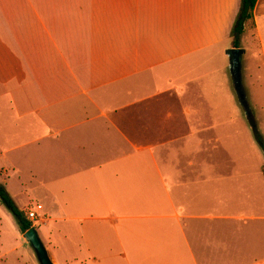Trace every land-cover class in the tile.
Returning <instances> with one entry per match:
<instances>
[{
    "label": "crops",
    "instance_id": "1",
    "mask_svg": "<svg viewBox=\"0 0 264 264\" xmlns=\"http://www.w3.org/2000/svg\"><path fill=\"white\" fill-rule=\"evenodd\" d=\"M240 4L0 0V171L42 200L54 264H264L261 152L223 143L222 160H178L204 134L240 136ZM250 22L248 104L264 0Z\"/></svg>",
    "mask_w": 264,
    "mask_h": 264
},
{
    "label": "rangeland",
    "instance_id": "2",
    "mask_svg": "<svg viewBox=\"0 0 264 264\" xmlns=\"http://www.w3.org/2000/svg\"><path fill=\"white\" fill-rule=\"evenodd\" d=\"M246 24L248 27H250V20H248ZM245 64L246 67L244 69V79L250 100L248 108L241 106L243 111L241 113L244 114L246 112V117L245 119L242 117L244 122L242 120L239 123L237 122V124H239L238 128L241 130L239 138H232L228 135H223L224 132H221V141L217 142L216 138L211 139L209 136L204 134L193 139L200 142V144L197 146V152L192 154H180L178 160H222L223 143L229 144L230 146L236 148H241L238 149L241 155L243 154L244 147L246 148L245 154L250 155V153L253 152V146L259 150V152H261L264 159V151L256 140L255 130L257 128L261 133H264V120L257 122L254 116L256 112L263 116V113H260L261 104L256 102L255 99H257V97L262 94L261 99L264 100V71L260 69L258 70L256 59L249 57V55H247L245 58ZM248 110L252 113L251 116H248ZM11 172L12 171L10 170V174ZM10 174L3 176L2 171H0V183L6 187L10 195L16 201L21 210H23L26 216L30 209H37V205L41 204L42 200L35 193L26 191L22 192L26 187L29 186L21 185L18 179L16 177H10ZM9 177L11 178V182L5 183L4 180L10 179ZM41 213L42 210L39 212V214ZM35 223H37V221L33 224ZM34 226H38L40 230L43 229L42 225L38 224ZM23 259H26L27 261L35 259L37 264H41L34 247L24 237V233H22L20 229L17 218L0 198V264H23Z\"/></svg>",
    "mask_w": 264,
    "mask_h": 264
},
{
    "label": "trees",
    "instance_id": "3",
    "mask_svg": "<svg viewBox=\"0 0 264 264\" xmlns=\"http://www.w3.org/2000/svg\"><path fill=\"white\" fill-rule=\"evenodd\" d=\"M258 0H241L240 9L238 15L236 17L233 29V47L240 48L241 47V36L245 30L246 22L248 20H252L254 18V9ZM240 52H243V49H240ZM256 130V140L262 147L264 151V137L263 134L258 130ZM264 173V166H263ZM0 198L2 202L7 206V208L15 215L19 222L20 229L22 233H25L31 227L34 226L33 222L27 219L23 210L17 205L16 201L10 195L6 187L0 183Z\"/></svg>",
    "mask_w": 264,
    "mask_h": 264
},
{
    "label": "water",
    "instance_id": "4",
    "mask_svg": "<svg viewBox=\"0 0 264 264\" xmlns=\"http://www.w3.org/2000/svg\"><path fill=\"white\" fill-rule=\"evenodd\" d=\"M232 59V71L235 78L237 90L241 102L244 107H249L248 102L246 100L245 92L242 88V80H241V52L239 48H234L231 54ZM248 116L251 115V112L248 110ZM24 237L27 241L34 247L37 256L41 262V264H54L50 254L42 241L39 232L35 226L31 227L24 233Z\"/></svg>",
    "mask_w": 264,
    "mask_h": 264
},
{
    "label": "built area",
    "instance_id": "5",
    "mask_svg": "<svg viewBox=\"0 0 264 264\" xmlns=\"http://www.w3.org/2000/svg\"><path fill=\"white\" fill-rule=\"evenodd\" d=\"M43 210V205L42 204H38L37 205V209H30L28 212H27V219L30 220L31 222H36L39 220L40 218V214L39 212Z\"/></svg>",
    "mask_w": 264,
    "mask_h": 264
}]
</instances>
